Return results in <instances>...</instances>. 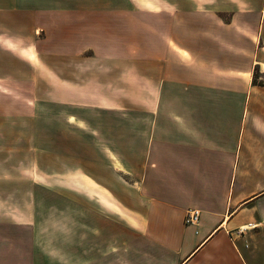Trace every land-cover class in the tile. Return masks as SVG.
Instances as JSON below:
<instances>
[{
  "label": "crops",
  "instance_id": "1",
  "mask_svg": "<svg viewBox=\"0 0 264 264\" xmlns=\"http://www.w3.org/2000/svg\"><path fill=\"white\" fill-rule=\"evenodd\" d=\"M59 2L56 9L48 6V10L70 12L75 21L72 30L87 33L94 47L112 55L108 57L113 72L88 73L84 80L85 87H97L98 94L89 99L99 107L96 110L116 113L103 101L133 96L134 85L128 82L133 77L146 83L142 100L156 102L148 112L151 124L145 130L146 139L134 153L138 159L135 168L126 167L133 178L127 182L125 194H119L117 187L109 192L103 182L94 188L92 182L93 191L111 194L125 204L133 222L127 220L129 226L119 239L114 227L101 226L111 222L102 214V207L107 206L82 205L77 217L80 224L74 226L81 230L78 248L72 250L65 247V236L41 235L43 221L32 216L31 237L0 236V264H106L102 246L119 241H123L124 251L104 254L111 261L108 264H264V237L257 234L264 221L257 214L264 203V0H222V4L236 5L237 11L221 30L207 32L227 41L207 46L217 56L199 58L191 45L176 42L172 67L161 46L152 65L146 61L150 58H142L140 70L133 65L132 39L128 40L133 37L132 18L118 12L117 0L92 2L87 7ZM36 3L31 0L25 5L29 13L21 14H28L25 22L32 23L33 29L47 25L51 36L57 27L53 17L44 18L46 25L42 19L30 17ZM50 15L56 16V12ZM88 18L89 25L83 22ZM102 20L106 21L103 26ZM34 35H22L19 44L9 39L7 50L28 51ZM233 37H237L236 43ZM180 51L188 53L189 60ZM147 52L155 54L152 46ZM190 209L199 211L195 225L183 222ZM62 214L57 211L58 216ZM40 215L43 218L44 213ZM53 229L48 227L47 232L55 234ZM232 230H253L255 247L244 248L241 240L232 237ZM83 244L86 246L81 248Z\"/></svg>",
  "mask_w": 264,
  "mask_h": 264
},
{
  "label": "rangeland",
  "instance_id": "2",
  "mask_svg": "<svg viewBox=\"0 0 264 264\" xmlns=\"http://www.w3.org/2000/svg\"><path fill=\"white\" fill-rule=\"evenodd\" d=\"M32 1L38 2L30 16L34 21L42 19L45 24L44 18H54L52 23L55 22L57 27L51 36L46 24L40 30L25 22L29 13L25 5H30L31 0H0V222L3 223L0 224V236L31 237L32 216H39V221H43L41 227L45 229L41 235L65 236V247L77 250L81 230L74 226L80 224L77 217L81 215V206L93 205L101 209L98 205L104 204L107 207H102L101 210L105 211L102 214L111 222H102L101 226L114 227L121 239L129 226L127 220L133 222L132 214L128 216L125 204L111 194L102 196L93 191L92 182L94 188L103 182L109 192L117 187L119 194H125V186L133 178V173H127L126 167L135 168L133 163L138 159L134 153L146 139L145 130L151 124L148 112L156 107V102L142 100L146 83L133 77L128 80L134 85L130 91H134L133 96L128 94L124 96L127 99L118 102L103 101L116 113L97 111L99 107L93 106L89 100L98 94L97 87L93 83L95 87H85L84 80L88 73L113 72L108 57L112 55L94 47L87 33L81 35L80 31L72 30L75 21L70 12L47 8L56 9L59 1L74 7H87L92 2L109 0ZM117 1L118 12L132 18L133 37L129 36L128 40L132 39L133 45L129 46L133 50V65L138 70L145 56L150 58L146 61L152 65L161 46L165 50V60L172 67L174 55L171 54L177 49L174 47L176 42L191 45L199 58L217 56L207 46L227 44V41L207 32L221 30L237 11L236 5L222 4V0ZM25 12L26 17L21 14ZM53 12L56 16L50 15ZM83 22L91 24L89 18ZM105 22L102 20V26ZM29 33L35 34V44L30 45L28 51L13 53L7 50L10 48L6 44L9 39L19 44L20 40L23 41L22 35L27 37ZM101 38L102 41L106 39ZM231 40L236 43L237 37ZM148 46L154 48L155 54H147ZM179 54L189 60L188 53L180 51ZM257 74L253 71V76ZM114 104L117 107H113ZM257 209L258 216L262 214L264 217V203ZM58 210L63 211V216L57 215ZM38 211L44 213L43 218ZM8 221L18 222L19 227ZM48 227L54 228L57 236L47 232ZM260 229L262 231L258 230L257 234L263 238L264 221ZM232 231V237L241 240L244 248L252 250L255 247L253 230ZM116 243L102 246L103 263L111 262L104 254L124 251L123 241ZM83 246L86 245L80 247Z\"/></svg>",
  "mask_w": 264,
  "mask_h": 264
},
{
  "label": "built area",
  "instance_id": "3",
  "mask_svg": "<svg viewBox=\"0 0 264 264\" xmlns=\"http://www.w3.org/2000/svg\"><path fill=\"white\" fill-rule=\"evenodd\" d=\"M198 215H199V212L197 210H195V209L188 210L186 215H185V218H184L185 224L197 223Z\"/></svg>",
  "mask_w": 264,
  "mask_h": 264
}]
</instances>
